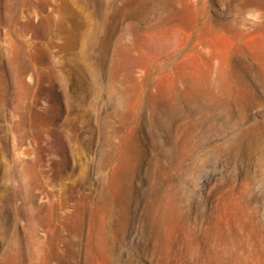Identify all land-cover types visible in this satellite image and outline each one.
I'll use <instances>...</instances> for the list:
<instances>
[{"label": "rangeland", "instance_id": "rangeland-1", "mask_svg": "<svg viewBox=\"0 0 264 264\" xmlns=\"http://www.w3.org/2000/svg\"><path fill=\"white\" fill-rule=\"evenodd\" d=\"M0 264H264V0H0Z\"/></svg>", "mask_w": 264, "mask_h": 264}]
</instances>
